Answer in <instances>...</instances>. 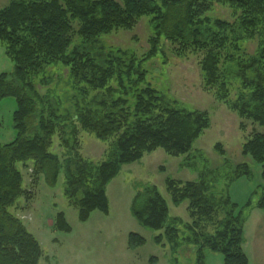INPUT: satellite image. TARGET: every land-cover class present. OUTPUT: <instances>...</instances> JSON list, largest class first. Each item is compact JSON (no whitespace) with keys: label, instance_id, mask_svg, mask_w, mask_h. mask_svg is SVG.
<instances>
[{"label":"trees","instance_id":"1","mask_svg":"<svg viewBox=\"0 0 264 264\" xmlns=\"http://www.w3.org/2000/svg\"><path fill=\"white\" fill-rule=\"evenodd\" d=\"M214 2L230 8L233 20L211 16ZM145 15L154 32L145 56L106 46L104 36L133 30ZM163 38L176 56H199L205 91L239 118L264 125V0H9L0 8V41L16 67L0 73V99L16 100V137L0 142V264H40L44 253L40 240L10 210L20 197L33 195L24 186L20 163L32 165L34 184L45 175L52 186L63 164L64 195L85 221L94 210L110 212L108 183L122 165L157 149L187 160L195 155L194 143L212 123L208 110L177 106L147 82L144 62L161 51ZM249 41L258 44L254 52L246 47ZM60 64L68 78L60 76L65 82L59 80L64 88L58 92L51 87L55 74L45 72ZM239 127L245 131L247 123ZM81 131L107 143L99 163L82 153ZM242 146L243 157L262 165L264 178V132L253 127ZM215 149L225 156L222 143ZM224 165L225 173L212 168L198 180L166 178L172 202L188 201V222L170 216L168 200L155 185L136 194L132 215L163 230L155 239H166L174 255L194 248L195 264H203L205 250L222 253L224 264H249L245 225L250 208H264V193L255 190L240 207L229 186L242 176L251 179L253 164L232 165L225 158ZM67 219L59 211L54 227L72 231ZM145 242L140 233H129L130 248Z\"/></svg>","mask_w":264,"mask_h":264},{"label":"rangeland","instance_id":"2","mask_svg":"<svg viewBox=\"0 0 264 264\" xmlns=\"http://www.w3.org/2000/svg\"><path fill=\"white\" fill-rule=\"evenodd\" d=\"M8 1L0 0V8ZM213 7L211 16L233 20L230 8L218 2H214ZM150 17H142L133 30L120 29L104 36L106 46L131 49L139 57L145 56L150 48V37L154 33ZM162 41L164 44L161 51L144 62L148 73L147 82L165 95L168 101H176L177 106L208 110L211 126L196 140L192 151L195 155L188 160L185 156L167 155L164 150L157 149L145 154L139 161L122 165L118 175L108 183L110 212L94 210L85 221L78 219L77 208L70 205L64 195L66 171L63 164L57 183L52 186L47 182L45 175H41L37 180L39 183L34 184L32 165L23 166L20 163L24 186L33 195L30 199L20 197L10 210L20 216L29 231L40 240L44 251L40 264H195L194 248H180L174 255V250L166 239L162 242L155 239L163 230L148 228L135 219L131 204L136 194L155 185L165 200H168L170 216L188 222V201L180 204L172 202L166 188V178L198 180L201 172L212 168H220L223 174L228 170L224 165L225 158L232 165L243 160H249L253 164L254 175L251 179L242 176L230 184L229 194L234 202L241 207L248 202L255 190L259 191L258 194L264 193L262 165H258L251 157H243L241 153L242 144L251 129L255 127L264 132V125L239 118L235 111L229 110L213 94L203 89L199 56L194 54L178 57L173 51V46L164 38ZM5 45L0 41V73H13L15 62L7 55ZM257 45L256 41H249L246 47L254 52ZM45 73L47 76L55 74L51 87L60 92L64 88V80L68 78V69L60 64L50 66ZM59 80L64 82L60 83ZM36 83L38 85V79ZM38 87L43 93L46 92L45 87ZM15 109L16 100L13 97L0 99L2 143L10 142L16 137L13 126ZM241 121L247 123L245 131L239 127ZM79 139L84 156L99 163L107 152V143L86 131L80 132ZM218 142L222 143L226 151L225 156H221L215 149ZM55 149L58 150L57 147ZM258 197L255 193L254 199ZM59 211L65 212L72 231L65 232L54 227L53 221ZM248 215L244 249L249 257V264H264V208H250ZM179 228L180 235H183V226L180 225ZM131 232L140 233L146 242L136 248H130L128 238ZM204 253L203 264H224L222 253L209 250Z\"/></svg>","mask_w":264,"mask_h":264}]
</instances>
